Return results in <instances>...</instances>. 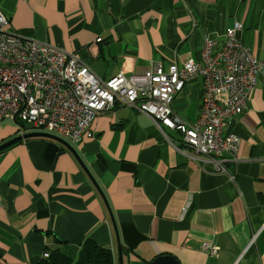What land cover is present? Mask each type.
Instances as JSON below:
<instances>
[{"label":"crops","instance_id":"0c3cea01","mask_svg":"<svg viewBox=\"0 0 264 264\" xmlns=\"http://www.w3.org/2000/svg\"><path fill=\"white\" fill-rule=\"evenodd\" d=\"M0 8L8 30L74 54L104 80L114 73L113 56L134 58L139 74L152 61L199 62L204 38L218 50L236 24L241 43L264 60V0H0ZM202 95L201 78L188 82L174 114L194 124ZM13 125L0 127V146L21 135ZM93 131L94 139L72 145L90 176L54 140L0 152V264H40L46 253L78 252L88 239L108 246L115 264L162 256L264 264V73L224 128V137L241 140L224 156L227 172L132 108L101 114ZM204 243L218 254L203 252Z\"/></svg>","mask_w":264,"mask_h":264},{"label":"built area","instance_id":"2783aa9c","mask_svg":"<svg viewBox=\"0 0 264 264\" xmlns=\"http://www.w3.org/2000/svg\"><path fill=\"white\" fill-rule=\"evenodd\" d=\"M8 26L0 8V125L9 121L21 135L45 133L76 146L94 139L97 118L120 105L143 113L157 127L177 131L186 146L214 164L217 173L227 172L224 156L237 153L241 140L224 137V128L229 119L244 112L258 76L264 73V60L237 37L240 24L226 30L218 50V43L205 37L201 61L189 60L182 67L152 61L139 74L134 58L113 56L114 73L108 80L74 54L26 39ZM196 78L203 82L202 107L198 120L190 125L174 114L172 104ZM201 250L211 256L219 252L208 243ZM48 257L46 253L44 258Z\"/></svg>","mask_w":264,"mask_h":264},{"label":"trees","instance_id":"16d2710c","mask_svg":"<svg viewBox=\"0 0 264 264\" xmlns=\"http://www.w3.org/2000/svg\"><path fill=\"white\" fill-rule=\"evenodd\" d=\"M48 255L40 264H115L111 249L91 239L86 240L78 252L56 249Z\"/></svg>","mask_w":264,"mask_h":264},{"label":"water","instance_id":"95a60500","mask_svg":"<svg viewBox=\"0 0 264 264\" xmlns=\"http://www.w3.org/2000/svg\"><path fill=\"white\" fill-rule=\"evenodd\" d=\"M32 138H44V139L54 140V141H57V142L63 144L66 147V149H68L71 153H73L75 155V157L80 162V164H81L82 168L84 169V171L87 173V175L90 176V174L88 173L86 167L82 164V162L78 158L77 153L74 150V148L72 147V145L69 144L68 142L60 139V138H57V137L49 135V134L36 133V132L35 133H25L23 135H20V136L16 137L13 140L1 145L0 146V152H3L5 150H7L8 148H10V147H12V146H14V145H16V144H18L20 142H23L25 140L32 139ZM91 180L93 181L92 178H91ZM117 240H118V251H119L120 259H121V263H122V251H123V249H122V246L120 245L118 236H117ZM151 264H178V262H177V260L174 257L162 256V257L157 258Z\"/></svg>","mask_w":264,"mask_h":264},{"label":"rangeland","instance_id":"374dc122","mask_svg":"<svg viewBox=\"0 0 264 264\" xmlns=\"http://www.w3.org/2000/svg\"><path fill=\"white\" fill-rule=\"evenodd\" d=\"M3 124V125H2ZM1 125L2 126H0V127H2V128H6V126H11V127H13L14 128V125H13V123L12 122H9V121H5V122H3ZM18 128V127H17ZM19 130V129H18ZM27 130H31V128H27Z\"/></svg>","mask_w":264,"mask_h":264}]
</instances>
